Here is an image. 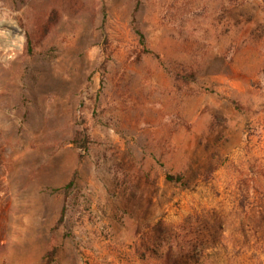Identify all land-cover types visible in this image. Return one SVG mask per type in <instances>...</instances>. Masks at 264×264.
<instances>
[{
  "label": "rangeland",
  "instance_id": "374dc122",
  "mask_svg": "<svg viewBox=\"0 0 264 264\" xmlns=\"http://www.w3.org/2000/svg\"><path fill=\"white\" fill-rule=\"evenodd\" d=\"M0 264H264V0H0Z\"/></svg>",
  "mask_w": 264,
  "mask_h": 264
},
{
  "label": "trees",
  "instance_id": "16d2710c",
  "mask_svg": "<svg viewBox=\"0 0 264 264\" xmlns=\"http://www.w3.org/2000/svg\"><path fill=\"white\" fill-rule=\"evenodd\" d=\"M80 133V132H79ZM77 132V134L72 138L71 142L76 146V147H79V148H84V139L79 137ZM84 135V134H83ZM83 140V141H82ZM72 184V180L71 182H69V184L67 185V187H69L70 185Z\"/></svg>",
  "mask_w": 264,
  "mask_h": 264
}]
</instances>
